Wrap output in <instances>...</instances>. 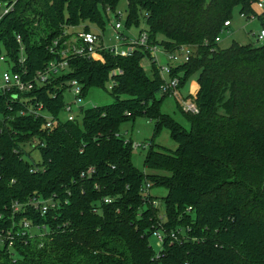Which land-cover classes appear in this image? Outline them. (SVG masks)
I'll return each instance as SVG.
<instances>
[{"label": "trees", "instance_id": "trees-1", "mask_svg": "<svg viewBox=\"0 0 264 264\" xmlns=\"http://www.w3.org/2000/svg\"><path fill=\"white\" fill-rule=\"evenodd\" d=\"M121 1L0 0L14 4L0 20V57L6 54L16 73L26 70L32 79L59 59L52 48L65 29L104 30L110 12L120 17ZM258 1L126 0L127 27L144 19L150 47L167 55L192 49L190 61L171 74L179 92L198 74L197 93H179L177 102L190 130L162 112L170 96L162 93L149 49L127 58L110 51H100L99 59L72 58L69 72L21 94L30 101L0 95V264H264V42L227 48L216 42L236 10L248 20L256 16ZM74 80L85 99L114 80V102L62 121ZM181 101L195 103L199 113L184 112ZM39 102L56 120L50 128L43 115L21 114L25 103ZM138 118L155 123L144 162L151 173L135 167L133 142L120 133ZM163 129L176 150L157 144ZM147 183L168 191L160 199L163 212ZM34 197L55 206L47 203L43 214L29 204ZM14 202L23 206L17 214ZM25 221L40 233L23 229ZM156 233L164 237L158 253L151 245Z\"/></svg>", "mask_w": 264, "mask_h": 264}, {"label": "built area", "instance_id": "built-area-1", "mask_svg": "<svg viewBox=\"0 0 264 264\" xmlns=\"http://www.w3.org/2000/svg\"><path fill=\"white\" fill-rule=\"evenodd\" d=\"M13 5L5 6L0 3V7L3 9L1 18L8 14L10 11L13 10ZM256 16L252 17V22L260 20L261 28L259 31L254 32L252 35L257 38L258 41L264 42V27L262 23H264V0H259L254 7ZM120 14V13H119ZM121 16L118 18V22L114 26V30L116 33L115 39L118 41V44L114 47H107L105 44V38L102 34L95 33L93 31L85 32H72L73 28L65 29L64 34L60 36L54 42V47L52 48V53L56 56H60L59 59H55L51 61L48 66L42 70L38 71L32 79L27 78V71H23V73H16L14 68L16 64L6 55L3 54L0 57V61L5 62L8 64V70L5 71L2 76L0 77V95L4 94H12V97L15 100L21 99V101H30V98L23 97L21 94H28L34 91L37 87L46 86L48 83L51 82V79H56L61 77L63 74L69 72L70 66L69 61L75 57H85L89 59H99L100 51H110L115 56L119 57H130L136 52L137 50L149 49L153 57L156 58V53L160 51L156 46L150 47L149 44V36L146 31H142L139 36L135 39H131L129 36H126L124 32H122L123 25L121 23ZM242 18L246 19L245 16ZM232 26V21H227L224 26V30L222 34L230 29ZM221 36L216 39L217 43H221ZM63 38H69L68 40L61 43ZM18 42L21 43V37L18 36ZM193 54L192 49L189 47L182 46L178 49L175 54L168 55L170 56V64L167 67H160L161 76L164 80V84L162 85V93L167 94L170 97H178L179 96V85L180 81L178 78L171 77L172 68L176 67L177 65L187 63L190 61V57ZM25 61L24 56L19 60L20 64H23ZM122 74V71L117 70L115 74ZM112 87L116 86V82L114 80L110 81ZM68 89L72 91L74 96V104L78 106L82 104L85 98L83 97V88L82 85L78 81H71L68 83ZM67 89V90H68ZM28 110H23L22 115H33L36 117L45 116L47 119V127H52L56 120L50 114L48 115L45 105L42 102L35 103V104H27ZM71 105V106H70ZM181 106L184 112L198 114L199 110L195 103L191 101H181ZM80 114L74 115L73 111V104L66 105L64 109V113L67 114V118L63 119L62 116L60 119L62 121H75L81 115ZM84 109V108H83ZM62 114V115H63ZM79 119V118H78ZM138 147V146H135ZM151 189V184H146V193H149ZM52 202V201H51ZM112 201L106 199V203H111ZM49 201L43 200L39 197H34L31 199L29 204L36 209H42L43 214L47 213L49 209ZM50 206L54 207L55 205L50 203ZM22 204L19 202H14L12 205V211L14 214L19 213L22 210ZM23 229L32 232L34 230L33 227L30 226L28 221H25L23 224ZM39 231V229H38ZM156 238L163 243L164 237L161 233H156ZM172 238L177 239L176 233H172Z\"/></svg>", "mask_w": 264, "mask_h": 264}, {"label": "rangeland", "instance_id": "rangeland-1", "mask_svg": "<svg viewBox=\"0 0 264 264\" xmlns=\"http://www.w3.org/2000/svg\"><path fill=\"white\" fill-rule=\"evenodd\" d=\"M211 0H207V2H210ZM255 7V6H254ZM117 13L122 14L121 16V23L123 25L122 32L126 36H129L131 39H135L139 36L140 32L144 29H147L146 22L144 19L140 20L139 25L133 24L131 27H127V14H128V8H127V2L126 0L121 1L120 5L117 8ZM106 26L104 30L99 29L96 26L90 25L93 32L102 34L105 38V44L107 47H114L118 44V41H116L115 36V30L114 26L118 22V18L116 17L115 13L110 12L108 14V18H106ZM261 28L260 22L254 21L252 22V19L248 20L247 18L244 19L239 13V10L235 11L234 18L232 20V26L230 29L225 31L221 36V43L220 46L222 48H227L232 45V43L238 42L241 45H247V44H254L255 46H260L263 44L262 41H258L255 36H253V32L259 31ZM82 28H74L72 29V32H79ZM170 56H168L162 49L156 53V61L158 67H167L168 64H170ZM142 65L145 69V71L151 75L152 73V62L148 59H145L142 62ZM8 64L5 62L0 61V77L2 74L8 70ZM198 85V74L192 75L185 87H183L180 91L183 97H188L192 93H194L197 89ZM107 91L104 89L94 88L90 90L89 95L87 98L83 101L82 104H79L76 106L74 104V96L72 94L71 90H66L65 92V101L68 104H73V111L74 115L80 114V106L84 109L95 107V106H106L110 105L114 102V98L110 94V90L112 88L111 83H107L106 85ZM162 96V94L159 96V98ZM178 97H169L167 98L162 106V112L164 114L170 115L175 120H177L180 124H182L187 130H190V124L184 119L182 113L178 109L177 106ZM71 106V105H70ZM62 118H67V114L64 113L62 115ZM81 119V117H78ZM155 132V123L145 119V118H138L135 122H126L121 125L120 127V133L122 136L126 138V140H131L133 142V163L135 167H137L139 170L151 173L149 170H146L144 167V162L148 153V145L150 144V141L152 140ZM156 142L158 145L169 149V150H176L177 144L171 139L170 133L167 129H163L161 133L156 137ZM138 146V147H135ZM33 157L35 158V161L41 162L42 158L40 155V152L38 150H35L33 153ZM152 175V174H150ZM163 175L162 173H154L153 176H160ZM151 184V183H150ZM149 193L158 198L160 201L159 208L163 212L164 211V204L160 200L161 198L165 197L168 193V191L161 187H153L149 190ZM33 233H40L38 229L32 231ZM151 245L154 248V250L158 253L161 250V242L156 238V236H153L151 239Z\"/></svg>", "mask_w": 264, "mask_h": 264}, {"label": "crops", "instance_id": "crops-1", "mask_svg": "<svg viewBox=\"0 0 264 264\" xmlns=\"http://www.w3.org/2000/svg\"><path fill=\"white\" fill-rule=\"evenodd\" d=\"M254 33V32H253ZM197 90H198V85H197V89L194 93H192L191 95H195L197 93ZM182 95V94H181Z\"/></svg>", "mask_w": 264, "mask_h": 264}]
</instances>
